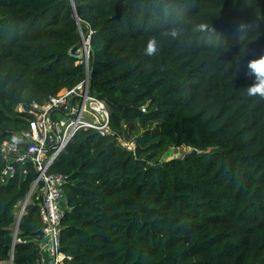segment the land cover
I'll list each match as a JSON object with an SVG mask.
<instances>
[{"label": "trees", "instance_id": "trees-1", "mask_svg": "<svg viewBox=\"0 0 264 264\" xmlns=\"http://www.w3.org/2000/svg\"><path fill=\"white\" fill-rule=\"evenodd\" d=\"M74 4L0 0V176L2 143L32 118L18 108L84 81L70 53L90 33L91 94L111 113L114 136L78 134L51 169L68 177L60 264H264V100L246 91L248 63L264 55V0ZM137 123L132 153L118 139ZM170 148L191 152L163 160ZM36 176L18 165L0 182V263L39 264L36 202L14 243Z\"/></svg>", "mask_w": 264, "mask_h": 264}, {"label": "built area", "instance_id": "built-area-1", "mask_svg": "<svg viewBox=\"0 0 264 264\" xmlns=\"http://www.w3.org/2000/svg\"><path fill=\"white\" fill-rule=\"evenodd\" d=\"M90 35L81 36V46L74 54L77 64L85 67L84 81L71 89L61 90L42 105L34 103L28 110L20 106V113L27 112L32 117L28 128L1 145V158L5 164L0 176L2 184L15 176L18 165H30L37 174L29 194L18 206L14 239L20 241L19 225L27 206L36 202L43 235V240L37 242L39 264H60L65 258L61 252V235L62 221L68 209L65 195L68 177L51 173L53 165L82 132L93 131L101 138L114 136L108 105L93 96L90 90ZM118 140L123 148L135 152L134 143Z\"/></svg>", "mask_w": 264, "mask_h": 264}, {"label": "clouds", "instance_id": "clouds-1", "mask_svg": "<svg viewBox=\"0 0 264 264\" xmlns=\"http://www.w3.org/2000/svg\"><path fill=\"white\" fill-rule=\"evenodd\" d=\"M249 25H245L243 23L237 25V31L243 32L245 31ZM197 31L199 32H208L210 31L209 25L205 23H201L197 26ZM173 37L177 35V32L173 31L171 33ZM157 53V44L156 41L149 40L146 48L145 54L148 56H153ZM248 71L249 75L254 78V81L251 85H249L246 89L247 95L250 97H258L261 100H264V55H261L257 59H253L248 63Z\"/></svg>", "mask_w": 264, "mask_h": 264}, {"label": "rangeland", "instance_id": "rangeland-1", "mask_svg": "<svg viewBox=\"0 0 264 264\" xmlns=\"http://www.w3.org/2000/svg\"><path fill=\"white\" fill-rule=\"evenodd\" d=\"M136 126H137V131H136L135 135H133L132 138L130 140H128L130 143L132 142L134 144H135L134 139L136 138V136H139L143 131V129L139 123H137ZM134 146L136 148V145H134ZM190 152H191V149H188V148H183V149L170 148V149L166 150L162 155H163V160H171L173 158L182 157L183 155L189 154ZM193 152L194 151H192V153ZM199 153H202V152H199ZM0 264H13V263L10 259L8 262H3Z\"/></svg>", "mask_w": 264, "mask_h": 264}, {"label": "water", "instance_id": "water-1", "mask_svg": "<svg viewBox=\"0 0 264 264\" xmlns=\"http://www.w3.org/2000/svg\"><path fill=\"white\" fill-rule=\"evenodd\" d=\"M71 8H72L74 14H76L74 1L71 2ZM70 55L73 56L74 54L70 53ZM193 154L196 155L197 154V151H194ZM19 228H20V225H19ZM14 243L16 244L15 239H14ZM11 261H12V263L14 262V254L11 256Z\"/></svg>", "mask_w": 264, "mask_h": 264}]
</instances>
